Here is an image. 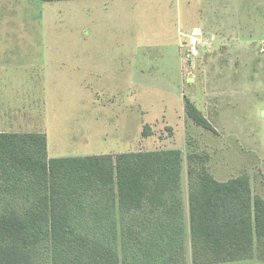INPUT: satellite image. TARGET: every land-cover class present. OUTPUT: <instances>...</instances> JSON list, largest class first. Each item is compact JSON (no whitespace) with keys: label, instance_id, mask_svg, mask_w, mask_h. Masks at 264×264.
Listing matches in <instances>:
<instances>
[{"label":"rangeland","instance_id":"1","mask_svg":"<svg viewBox=\"0 0 264 264\" xmlns=\"http://www.w3.org/2000/svg\"><path fill=\"white\" fill-rule=\"evenodd\" d=\"M261 76L264 0H0V131L50 157L180 149L186 200L191 155L264 197Z\"/></svg>","mask_w":264,"mask_h":264},{"label":"trees","instance_id":"2","mask_svg":"<svg viewBox=\"0 0 264 264\" xmlns=\"http://www.w3.org/2000/svg\"><path fill=\"white\" fill-rule=\"evenodd\" d=\"M206 161L186 200L180 149L50 157L45 132L0 131V264H188L189 241L193 264H264V197Z\"/></svg>","mask_w":264,"mask_h":264},{"label":"built area","instance_id":"3","mask_svg":"<svg viewBox=\"0 0 264 264\" xmlns=\"http://www.w3.org/2000/svg\"><path fill=\"white\" fill-rule=\"evenodd\" d=\"M196 53H197V51H196V47L193 46V48L191 49V51L187 54V58H188V60H189V61H193V60H194L193 56H194Z\"/></svg>","mask_w":264,"mask_h":264},{"label":"crops","instance_id":"4","mask_svg":"<svg viewBox=\"0 0 264 264\" xmlns=\"http://www.w3.org/2000/svg\"><path fill=\"white\" fill-rule=\"evenodd\" d=\"M138 1H139V0H138ZM138 4H139V3H138ZM147 13H148V14L143 13V15L150 17L151 14H149V12H147ZM216 13H217L218 17L222 16V12H216ZM137 15H138V14H135V17H136ZM181 16H182V13H181ZM137 17H138V16H137ZM137 23H139V22H137ZM143 23H145V22H143ZM181 32H183V31H181ZM263 77H264V76H261V78H262L261 80H264ZM213 126H214V128H216V125H215V124H214Z\"/></svg>","mask_w":264,"mask_h":264}]
</instances>
